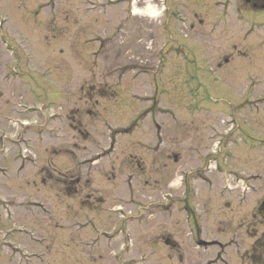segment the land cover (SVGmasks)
<instances>
[{
	"label": "rangeland",
	"instance_id": "obj_1",
	"mask_svg": "<svg viewBox=\"0 0 264 264\" xmlns=\"http://www.w3.org/2000/svg\"><path fill=\"white\" fill-rule=\"evenodd\" d=\"M183 1L166 6L163 14L164 0H28L21 12L13 7L15 0H5L3 11L10 17L0 27V264H119L111 262V250L121 254L118 238L106 239L128 232L127 221L148 224L136 232L133 246L124 248L132 261L127 264L150 248L157 260L152 264H177L173 255L184 264L212 255L228 264H264V246L254 250L253 244L264 239L256 215L264 201V159L258 154L264 149V109L252 99L264 95V30L255 29L239 45L237 37L248 29L231 21L233 10L197 0L186 11ZM188 13L198 19L180 26ZM219 16L230 21L218 25L215 33L221 29V34L210 36ZM231 41L239 46V57L221 70L212 68L230 53ZM242 54H250V61ZM252 82L256 87L250 91ZM158 106L164 111L154 119L162 127L151 132L147 128L154 119L147 116ZM32 107L36 111L29 112ZM138 114L147 117L143 123ZM18 122L31 124V130L21 133ZM109 129L114 145L107 141ZM159 133L163 149L177 153V160L161 154L154 161L138 146L150 144L155 153ZM172 135L180 142L174 147ZM17 136L23 137L20 143L14 142ZM212 136L220 138L219 148L227 151L233 144L249 159L237 165L224 154L212 156L219 171L259 174L247 178L245 191L234 183L236 190L226 195L228 208L203 192L196 202L201 240L240 242V248L203 250L187 238L184 222L174 226V234H166L167 224L162 227L169 209L161 204L172 198L173 207L179 206L182 184L192 179L180 176L213 148ZM99 157L93 165L81 163ZM78 177L88 184L78 187L75 198L71 192ZM173 213L180 215L177 209ZM236 227L239 233H232ZM160 235H172L177 244L166 248L154 240L161 241Z\"/></svg>",
	"mask_w": 264,
	"mask_h": 264
},
{
	"label": "flooded vegetation",
	"instance_id": "obj_2",
	"mask_svg": "<svg viewBox=\"0 0 264 264\" xmlns=\"http://www.w3.org/2000/svg\"><path fill=\"white\" fill-rule=\"evenodd\" d=\"M217 0L214 4L215 5H219L221 6L223 9H228V8H233L236 12V14H238V12H248L250 10L252 11H260L264 14V0ZM195 2H197V0H195ZM6 5L5 3V0H0V6L2 8H4ZM35 17H37V15H35ZM238 20V18H236ZM243 20H246V18H244ZM202 23V21H201ZM223 58H222V62L225 64V65H228L230 63V60H231V56H229L228 54L224 53V55H221ZM222 62H220V64H217L218 68H221L222 67ZM74 115V112L72 113ZM82 132V131H81ZM79 132V133H81ZM83 134V133H81ZM163 156L165 159H168L169 157V152L164 149L163 151ZM222 154H224L227 158H231L234 160V162L238 165V164H243L245 163V161L249 160L246 158L245 156V151H241V150H234L232 148V146H229L228 150L226 151L225 150H222L220 149L218 151V155L221 156ZM258 154H260L261 158L264 159V149L263 150H260L258 152ZM202 157L206 158V157H209V155L207 153H202L201 154ZM174 159L177 160V157L175 156ZM249 172L247 173H244V175H248ZM248 177V176H246ZM74 193H75V190H74ZM188 219L187 218V221L186 223L188 224ZM195 219L192 218V222H194ZM171 227L174 228V225H175V222L173 221L172 219V222L170 223ZM194 228V226H193ZM164 239V238H162ZM165 240V239H164ZM169 239H167L165 242H168ZM178 256V255H177ZM214 262L210 261V262H204L203 264H213ZM221 263V261H220ZM132 264V263H130ZM133 264H138V262H133ZM201 264V263H199ZM223 264H228V262L224 261Z\"/></svg>",
	"mask_w": 264,
	"mask_h": 264
}]
</instances>
